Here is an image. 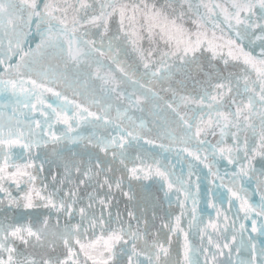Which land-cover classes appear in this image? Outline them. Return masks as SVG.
Listing matches in <instances>:
<instances>
[{
    "label": "snow or ice",
    "instance_id": "obj_1",
    "mask_svg": "<svg viewBox=\"0 0 264 264\" xmlns=\"http://www.w3.org/2000/svg\"><path fill=\"white\" fill-rule=\"evenodd\" d=\"M0 264H264V0H0Z\"/></svg>",
    "mask_w": 264,
    "mask_h": 264
},
{
    "label": "water",
    "instance_id": "obj_2",
    "mask_svg": "<svg viewBox=\"0 0 264 264\" xmlns=\"http://www.w3.org/2000/svg\"><path fill=\"white\" fill-rule=\"evenodd\" d=\"M113 31H115V28H113ZM133 57H134V54L130 53L129 57L127 58V63L128 64H133ZM142 71H143V69L141 68L140 72H142ZM117 74H118V72H117ZM138 75H139V73H138ZM142 82L146 83V81H142ZM189 87H191V85ZM130 90H131V85H129V91ZM22 110L23 111H27L26 109H22ZM4 112H5V117H7V115L10 112V110L5 109ZM36 115L38 116L39 114L37 113ZM137 115L139 116L141 114H137ZM143 116H144L145 119L151 120V117L147 113H144ZM210 139L212 140V143H215L216 140L219 139V135H217L215 137H210ZM228 143H231V139L228 140ZM257 143H258V140H257ZM168 160L172 164H177L176 159H174L172 155H169ZM256 165L259 168V166H260L259 165V158H257ZM184 166H185V170H186V162H185ZM219 166H220V174L221 175L224 174L225 169L228 170V173L230 175L231 171H232V169L234 167L233 165L227 164L226 161H219ZM177 167H179L178 164H177ZM53 170L55 171L57 169L54 168ZM204 171L206 172L207 170L205 169ZM211 180H212V177L208 176L207 179H205L203 181L202 185H201V196H200V199H199V208L200 209H206V211L203 213L205 222H207V220H208L210 215H213V218H214V214H213L214 210L211 207H209L208 204L206 203V201H208L210 199V193H209V191L207 189H211L213 187V185L210 183ZM254 187H255V185L253 184L252 188H254ZM252 188L249 189L250 192L252 191ZM148 191H149V193L153 194L154 196H157V197L161 198L160 201H159V207L157 209V212H158L159 215L162 216V215H164L165 211H169V209L167 208V204L163 202V194H162V192L158 191V186H153L152 188L148 189ZM221 191H223V189H221ZM254 199L258 201L259 197L256 196V197H254ZM121 207H123V204H121ZM171 210L175 211V205H173V208ZM15 215H16L15 213L9 214V218L11 219ZM253 235L255 236L256 234L253 233ZM194 242H196V241H194ZM172 251H173V258L175 259V256H176V245H175V242L173 243ZM181 252H182V249H181Z\"/></svg>",
    "mask_w": 264,
    "mask_h": 264
}]
</instances>
